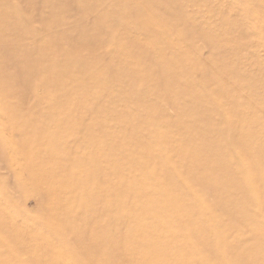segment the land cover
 <instances>
[{"label":"rangeland","instance_id":"obj_1","mask_svg":"<svg viewBox=\"0 0 264 264\" xmlns=\"http://www.w3.org/2000/svg\"><path fill=\"white\" fill-rule=\"evenodd\" d=\"M0 264H264V0H0Z\"/></svg>","mask_w":264,"mask_h":264}]
</instances>
